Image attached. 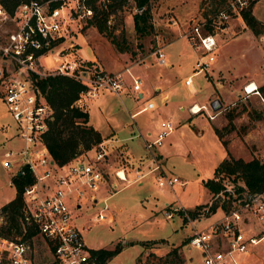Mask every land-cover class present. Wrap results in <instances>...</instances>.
Returning a JSON list of instances; mask_svg holds the SVG:
<instances>
[{
  "label": "rangeland",
  "instance_id": "rangeland-1",
  "mask_svg": "<svg viewBox=\"0 0 264 264\" xmlns=\"http://www.w3.org/2000/svg\"><path fill=\"white\" fill-rule=\"evenodd\" d=\"M243 4L240 0H227L220 7V10L225 9L229 13L226 21L228 29L218 36L219 46L215 49L217 60L206 71L199 73L193 72L202 57V50L198 41L193 39L191 29L197 22L211 20L219 13L213 0H149L144 6H139L136 0H124L123 6L109 16L108 32H101L87 18L71 22L70 39L63 42V46L69 45L70 41L75 42V45L66 47L62 56L72 52V58L78 56L88 59L86 55H95L96 60H88L97 63V60L105 59L115 64L119 59L123 64L125 58V62L136 64L134 71L142 73L144 68L151 74L156 71L160 78H168L166 91H169V99L162 100L161 94L152 97L155 106L141 110L130 119L134 132L126 140L128 147L109 148L107 145L110 153L102 164L107 180L92 193L93 197L81 200V208L75 210L76 222L88 246L122 248L114 258L108 260V264H203V254L191 239L197 230L211 231L213 223L220 227L224 215L215 220L221 215L220 210H216L209 216L201 212L194 217L190 215L191 210L198 204L208 202L209 205L201 209L206 211L216 200L230 205L226 194L212 193L205 181L213 177L215 167L228 153L246 160L253 157L264 160V99L260 94L239 89L237 83L225 76L226 70L218 74L217 79L221 80L218 85L234 87V93L219 97L223 106L217 118L211 119V112L207 109L209 114L204 109L198 113L191 110L195 101L202 103L205 95L211 91L213 85L209 79H213L212 68L221 60L228 59L237 71L254 76L264 75V31L262 34L252 32L242 12H238ZM253 10L264 23V0H258ZM137 13L143 16L137 17ZM139 18L143 32L136 27ZM244 24L251 31L243 33L247 29ZM110 32L119 41V46L112 40ZM192 47L198 52L197 60ZM160 49L173 52L179 61L172 68L160 66ZM220 52L222 54L218 55ZM63 59L69 58L62 57L61 61ZM43 60L47 65L41 58L44 67L49 70H56V65L61 62L53 57L55 64L48 63L47 57ZM126 69L130 67L126 66ZM134 71L132 73L136 74ZM187 74L192 75L194 87L186 85ZM124 76L126 78L130 73L127 71ZM143 77L148 79L147 83L153 88L151 80L146 75ZM137 97L126 95L125 101L129 106L140 109L148 98L145 95L138 100ZM97 99L89 95L86 102L99 112ZM110 104L118 122L129 118L121 99L113 97ZM169 119L175 126L173 131L162 144L148 148L147 142L153 140L155 133L161 130V122ZM215 127L221 129L223 138L215 132ZM16 133V121L6 104L0 100V159L3 150L24 145V141L18 135L15 136ZM223 140L228 143L224 144ZM223 153H226L224 158ZM154 158L157 159L155 163ZM162 162L166 164V168L161 166L162 171L180 179V183L174 187L158 183L160 169L153 170V167ZM121 168L129 172L127 180L117 176L116 172ZM13 176L12 171L3 168L0 161V207L16 194ZM224 182L228 188L236 190L235 196H242L238 186L244 184L243 180L230 175L225 177ZM179 205L184 208L179 209ZM230 209L229 206L227 211ZM167 211H171L173 216L168 217ZM249 211L250 215L245 214V217L251 222L249 226H253L250 232L263 234L264 224L257 220L252 210ZM100 212L107 214L108 218L99 219ZM218 232H214L215 239L220 241L222 238ZM32 244L35 264H59L43 236L38 233L34 235ZM174 248H177L176 252ZM254 253V262L264 264V250L257 247ZM243 262L247 264L246 259Z\"/></svg>",
  "mask_w": 264,
  "mask_h": 264
},
{
  "label": "built area",
  "instance_id": "built-area-1",
  "mask_svg": "<svg viewBox=\"0 0 264 264\" xmlns=\"http://www.w3.org/2000/svg\"><path fill=\"white\" fill-rule=\"evenodd\" d=\"M240 1L244 3L238 11L241 14L242 8L250 2ZM111 2L113 0H31L20 3L13 12L0 3V100L16 121L15 136L24 141L21 148L3 150L0 161L2 167L11 170L13 175L24 174L28 167L35 176V181L24 191L25 218L34 223L59 264H101L93 248L86 243L83 231L76 222L75 210L81 208V200L93 197L92 193L106 180L102 164L109 152L101 141L65 164L55 161L44 139L54 109L36 84L35 75L64 73L80 79L87 85L76 101L80 107L89 95L95 96L104 91L120 94L127 85L124 70L109 71L78 56L61 61L64 57L62 51L75 45L70 41L69 45L63 46V42L70 39L71 22L92 17L94 8L91 4L106 5ZM228 19L229 13L223 9L211 20L194 24L191 33L202 50L194 73L206 71L215 60L218 36L228 29ZM209 26L211 28L207 29ZM44 55L61 61L56 70L44 67L41 61ZM158 57L162 63L168 64L161 49L158 50ZM126 70L132 77L133 91L142 97L143 78L130 69ZM193 82L192 75L185 80L187 86H192ZM244 89L247 93L258 92L257 85L250 88L247 84ZM154 106V101L147 99L144 109ZM194 106L191 107L192 112L208 110L205 104L199 109ZM209 115L211 118L216 116L214 113ZM161 127L153 140L147 142L148 148L162 144L175 126L169 119L163 120ZM156 161L154 158V163ZM156 169H160L159 185L174 187L180 183L178 176L162 171L161 164L153 167V170ZM118 173L117 170L119 178L127 180ZM227 199L231 209L221 218V226L213 223L211 231L197 230L191 239L203 254V264H243L252 248L264 238V233H251L245 221V214L252 210L258 220L264 222V191L250 193L244 190L241 197L234 195L232 199L227 196ZM166 214L173 216L171 211ZM98 218L106 219L108 215L100 212ZM214 232L221 236L220 241L215 239ZM33 253V244L26 238H12L0 233V264H35Z\"/></svg>",
  "mask_w": 264,
  "mask_h": 264
},
{
  "label": "trees",
  "instance_id": "trees-1",
  "mask_svg": "<svg viewBox=\"0 0 264 264\" xmlns=\"http://www.w3.org/2000/svg\"><path fill=\"white\" fill-rule=\"evenodd\" d=\"M31 0H0V3L10 12L22 2ZM258 0H250L248 6L242 8V15L248 26L256 33L264 31V23L261 22L253 12V6ZM139 6L146 5L149 0H136ZM218 10L227 3V0H213ZM124 0H113L109 4H91L94 8V15L88 20L98 27L101 32H108V19L111 13L121 8ZM137 17L143 16L141 13ZM141 18L136 21V27L143 30L140 23ZM143 32V31H142ZM112 40L119 46V41L110 32ZM124 48L123 46H121ZM126 49V48H125ZM35 82L41 89L54 112L50 121L48 131L44 134L45 143L50 153L58 164H65L84 151L98 145L105 138L102 132L90 123V113L81 108L76 101L81 92L87 89V85L80 79L64 73H48L44 76L35 75ZM261 96L264 98V83L259 86ZM215 131L220 138H223L221 129L215 127ZM224 144L228 142L223 140ZM235 175L243 180L244 184L238 186V191L247 190L250 193L264 191V160L253 157L246 160L242 157H234L228 153L214 170L213 177H209L205 184L214 194L224 193L229 198H233L236 190L228 188L224 182L225 177ZM35 181V176L27 167L24 174L17 173L12 177V184L16 187L15 196L0 207V233L12 238L22 236L32 244L33 236L38 233V229L33 222L26 220L24 214L25 195L27 185ZM229 201V200H228ZM208 204H198L191 210V214L197 217L204 212L206 216L214 213L219 207L228 210L229 206L224 202L213 201L206 211L201 209ZM157 241V240H156ZM122 250L121 247H99L92 251L99 258L101 264H105ZM175 252L177 248L173 249Z\"/></svg>",
  "mask_w": 264,
  "mask_h": 264
},
{
  "label": "crops",
  "instance_id": "crops-1",
  "mask_svg": "<svg viewBox=\"0 0 264 264\" xmlns=\"http://www.w3.org/2000/svg\"><path fill=\"white\" fill-rule=\"evenodd\" d=\"M253 12H254V10H253ZM254 14L256 15V12ZM257 18L259 20L260 19L262 20V18H260V16L259 17L257 16ZM244 25H245V27H247V29L243 33H247L248 31H251V29L248 28V26H246L247 24H244ZM252 32L254 33L253 30H252ZM243 33H241V34H243ZM241 34H239V35H241ZM260 34H262V33H260ZM173 43L168 45L166 48L170 47ZM192 51H193L192 53L194 54V56H195V58L197 60L198 52L193 47H192ZM164 52H165L166 61L168 62V64L162 63L160 61V59H159V63L161 64V65L160 64L159 65L160 66L165 65V66H169V67L172 68L175 65V62L179 61V58H177V55L174 54L173 52H166V50ZM72 54L73 53L70 52L67 55H64V57L71 59L72 58ZM220 54H222V52H220L218 55H220ZM168 55H169V57H168ZM86 56L88 57V59H92V60H96V58H97V56H95V55H92L90 57L88 55H86ZM45 57H47L49 59L47 61L48 63L53 62L55 64V60H52V57L49 56V55L42 57V61L43 62H44L43 59ZM215 60H217V56L215 57ZM227 60L228 59L221 60L222 63L220 62V63H217L216 65L213 66V68H214V70L212 68L213 79H209L211 81L212 85H213L211 91H209L205 95V100L202 103H199V102L195 101L193 104L199 105V106H201L202 104H205V105L208 106V110H210L209 112L213 113L214 110L211 107V103H212V101L214 99L219 98L222 95H223V97H225V95H230V94L234 93V90H232V89H234V87H225V86L222 87V86L218 85V82L219 81L221 82V80L217 79V77H219L218 74H220V72L224 71V70H226L225 71V76H227V77L229 76L228 80L229 81L232 80L231 82L237 83L239 89L242 88L243 90H245L244 89L245 85L250 84V86H251L252 84L255 83L257 85V87H258V92H254V93L261 95V93L259 91V86L264 83V75L256 74V76H254L251 73L249 74V73H244L243 71H241V72L237 71L235 68H232L231 63H229ZM97 63L99 65H101L102 68H104L106 70H109V71H119V70H124L125 71L126 70V66H129L130 70L134 71V70H136V67H137L136 64H130V63L125 62V58H124V63L123 64H122L120 59L117 60L116 64L115 63H111V62H107L105 59H103L102 61L97 60ZM134 72H136L137 75H140L143 78V80H144V85H143L144 94H143L142 97L139 96V98H144L145 95H146L148 99H151L152 97H154V96H156L158 94H161V99L162 100H168L169 99V91H166V88L168 87V85H167V79L168 78L167 77L160 78V76L156 75V71L153 74H151V73H149V71L147 69H144V68H143V71H141L142 73H140L138 70L134 71ZM142 74H143V76L146 75L151 80L153 88H151L150 84L147 83L148 79L145 80V78L142 76ZM188 76H190V74H187V77ZM132 81L133 80H132L131 75L126 77L127 85H126V87L123 89V91L120 94H115V93H112V92H109V91H104V92L99 93L97 96H90V97L98 98L96 100V103H97V107L99 109L98 110L99 112H96V108H93V107H91V105L87 104L86 99L89 98V96H86L85 99L83 100L81 108L86 109V110L89 111V113H90V123L93 124L96 128H98L102 132V134H103V136L105 138L103 140V142H104L105 146L108 145L109 148L110 147L114 148V147H117V146L128 147L126 140L128 138H130V136H131L130 133L134 132V128L132 127V125H130V122H131L130 119H133L141 110L144 109V106L142 108H140V109H138L135 106L131 107L125 101L126 95H128L129 97H134V98L138 96L132 89V85H131ZM191 87H194V82H193V85ZM192 90H194V89H192ZM235 90H237V87H236ZM113 97H117V98L121 99V101L123 102L125 113H126V115L128 114L127 116H129V118H126V121L118 122V117L115 114V111L112 109L111 104H110V99L113 98ZM139 98H138V100H139ZM218 111H220V110H218ZM218 111H215L216 113H214V114H216V116L214 118H211V117L210 118L211 119H216L217 116H218ZM206 112H208V111L206 110ZM209 112H208V114H209ZM193 113H198V112H193ZM213 129H214V127H213ZM202 130L204 131V129H202ZM124 132H125V135L123 134ZM149 133H151V132H149ZM128 134H130V135H128ZM91 152H92V150H91ZM108 152L110 153V149L108 150ZM127 153L130 154L128 152V150H127ZM223 155H224L223 156V158H224L226 156V153L225 154L223 153ZM165 165H166L165 163H163V162L161 163V166L165 167ZM124 173H125V177L126 176L128 177V173L129 172L125 171ZM113 184L115 185L116 182H113ZM217 210H220L221 215L219 217H217L215 220L220 219L225 214V211H224V209L222 207H219ZM248 215H250V214H248ZM251 218L254 219V221L256 220V218L253 217V216H251ZM245 221H246V227L251 231L252 228H253V226H249L251 224V222L247 221L246 219H245ZM257 247L264 250V238L259 242V244L255 245L252 248L250 254L245 257L247 264H256L254 262V258L255 257L253 255V253H254V249L257 248ZM93 248H97V247H93ZM108 262H106L105 264H108Z\"/></svg>",
  "mask_w": 264,
  "mask_h": 264
},
{
  "label": "water",
  "instance_id": "water-1",
  "mask_svg": "<svg viewBox=\"0 0 264 264\" xmlns=\"http://www.w3.org/2000/svg\"><path fill=\"white\" fill-rule=\"evenodd\" d=\"M222 106H223V102L219 98L214 99L211 103V107L213 108L214 111L220 110Z\"/></svg>",
  "mask_w": 264,
  "mask_h": 264
},
{
  "label": "bare ground",
  "instance_id": "bare-ground-1",
  "mask_svg": "<svg viewBox=\"0 0 264 264\" xmlns=\"http://www.w3.org/2000/svg\"><path fill=\"white\" fill-rule=\"evenodd\" d=\"M255 86H256V84L254 83V84H252V85L250 86V88L255 87ZM194 108H195V109H199L200 106H199V105H195ZM118 171H119L118 174H120V176H121L122 178H125V179H126V177H125V173H124L125 170L121 168V169H119ZM127 178H128V177H127Z\"/></svg>",
  "mask_w": 264,
  "mask_h": 264
}]
</instances>
